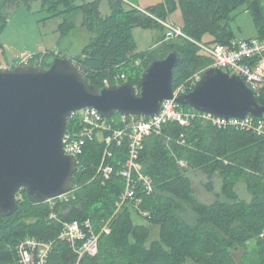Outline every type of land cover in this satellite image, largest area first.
<instances>
[{"label": "trees", "instance_id": "trees-1", "mask_svg": "<svg viewBox=\"0 0 264 264\" xmlns=\"http://www.w3.org/2000/svg\"><path fill=\"white\" fill-rule=\"evenodd\" d=\"M30 1L0 0V34L9 9ZM40 2L53 16L82 12V26L91 37L72 59L87 82L98 89L104 87V80L110 85L123 83L115 80L120 74L139 89L143 70L153 60L176 51L182 62L172 72L175 90L211 65L210 58L195 43L226 45L235 39L230 22L241 7L250 14L257 38H264V0H162L144 11L126 7L123 0H107L110 14L106 17L100 14L98 0L80 5L75 0ZM177 8L182 13L181 30L186 38H163L153 58L154 51L137 52L132 30H163L157 20L167 21ZM62 26L63 30L75 28L74 23L66 21ZM256 100L264 106V90ZM184 109L191 110L188 106ZM261 120L264 122V117ZM181 135L184 145L179 141ZM103 149L98 142L86 146L74 174L76 191L67 201L55 202L51 207L49 203H31L24 190L16 195V212L10 217L0 215V264H19L17 247L26 238L54 242L48 264H74L77 255L67 243L57 240L61 226L49 220L51 214L63 222L89 220L94 231L102 220L111 219V233L100 238L97 255L84 257L80 264H264L262 137L232 128L219 130L200 120L193 121L188 128L167 124L161 136L144 141L140 153L139 163L151 179L153 192L138 194V209L134 208V201H129L117 212L124 181L115 175L103 180L102 172L96 176ZM113 156L110 161L116 166L126 158V147L114 148ZM181 161L185 167L180 165ZM196 172L205 178L210 193L215 189V179L220 181L219 192L211 203L195 196L191 174ZM239 182L250 195L249 201L239 198L235 190ZM150 227H157L159 236L148 244ZM249 242L251 247L247 246ZM238 251L241 254L237 259L234 254Z\"/></svg>", "mask_w": 264, "mask_h": 264}, {"label": "water", "instance_id": "water-1", "mask_svg": "<svg viewBox=\"0 0 264 264\" xmlns=\"http://www.w3.org/2000/svg\"><path fill=\"white\" fill-rule=\"evenodd\" d=\"M182 56L169 52L141 73L136 92L128 82L96 88L67 58H52L48 68L32 65L0 70V215L17 210L16 195L25 191L33 204L68 194L78 164L63 152L70 114L84 108L110 119L154 117L173 98L172 72ZM176 102L223 119L264 117V106L244 81L220 69L202 73L191 92Z\"/></svg>", "mask_w": 264, "mask_h": 264}, {"label": "built area", "instance_id": "built-area-1", "mask_svg": "<svg viewBox=\"0 0 264 264\" xmlns=\"http://www.w3.org/2000/svg\"><path fill=\"white\" fill-rule=\"evenodd\" d=\"M157 21L166 29L164 41L186 38L180 27L159 19ZM195 44L204 55L210 58L211 65L208 69H220L230 75L240 77L254 93L255 98L264 90V38L233 39L226 45ZM50 58H63V56L24 53L18 59H14L8 67L0 63V70L27 65L42 67L45 59ZM203 72L195 73L184 84L173 90V98L162 102L160 112L154 117L120 115L114 117L113 115L112 118L106 119L92 108H84L70 114L62 139L63 152L76 159L79 169L78 159L84 154L86 146L93 142L103 145L104 149L96 176L102 172L103 180H108L112 175H115L124 181V190L116 205V212L125 202L129 201H134V208L138 209L141 202L138 194L149 195L153 192L151 179L142 172L139 163L140 153L144 148V141L151 136H161L163 127L169 123H176L182 128H188L193 121L200 120L219 130L232 128L241 132H252L264 139V122L261 119L251 116L244 119H223L193 109L187 111L184 106L176 102L178 97L193 90ZM115 80L127 82L124 74L117 75ZM103 84L104 87L111 86L107 80H104ZM135 91L137 92L138 89ZM179 141L181 145L185 144L183 135L180 136ZM124 146L126 147V158L113 166L110 160L114 158V148L121 149ZM180 165L185 167L186 164L181 161ZM75 191L74 185L68 194L51 199L46 203L51 204L56 200L67 201ZM140 214L147 215L145 212H140ZM49 220L60 224L61 231L57 240L67 243L77 255L74 264H80L84 257L96 256L100 238L111 233V219L102 220L97 231L93 230V225L89 220L63 222L55 214H51ZM262 236H264V232ZM53 245L54 242L47 243L35 238H26L17 247L19 264H48Z\"/></svg>", "mask_w": 264, "mask_h": 264}, {"label": "rangeland", "instance_id": "rangeland-1", "mask_svg": "<svg viewBox=\"0 0 264 264\" xmlns=\"http://www.w3.org/2000/svg\"><path fill=\"white\" fill-rule=\"evenodd\" d=\"M84 1L87 3L95 0H75V4H81ZM99 1V10L102 14H108L106 0ZM161 1L126 0L125 2L127 3L125 5L129 7V3L138 8L147 9L157 6ZM64 18L67 22L74 21L75 28L68 30L65 27L64 29H67L68 32L63 30L62 24L65 23ZM166 22L182 28L184 20L180 9L174 10ZM82 24L83 14L81 12H75L66 17L53 16L48 7L43 6L40 0H32L28 4H19L9 9L6 26L0 34V44L6 48V50L4 48L0 51V63L8 67L14 61L13 59H18L24 53L30 55L58 54L63 56V58L73 60L72 58L81 53L91 37ZM230 25L234 36L246 37L254 34V23L250 14L245 11V7H241L233 13ZM132 31L138 49L146 51L153 46L151 51H154V54L151 56L152 58L155 57L159 45H156V43L162 36V31L142 28H135ZM191 178L196 198L204 203H211L214 200V194L219 192L220 181L218 178L215 179L213 193L207 191L205 178L201 174L196 172L195 174H191ZM235 190L241 200H250V195L246 192L241 182L236 185ZM55 202L61 201H54L50 206L54 207ZM150 231L148 244L157 240L159 236V229L157 227H150ZM251 245H253L251 242L247 243L248 247H251ZM240 254L239 251L235 252V258L238 259ZM250 261L253 262L252 259Z\"/></svg>", "mask_w": 264, "mask_h": 264}, {"label": "crops", "instance_id": "crops-1", "mask_svg": "<svg viewBox=\"0 0 264 264\" xmlns=\"http://www.w3.org/2000/svg\"><path fill=\"white\" fill-rule=\"evenodd\" d=\"M96 1V0H95ZM99 1V0H98ZM124 2L126 1V0H123ZM92 2H94V1H92ZM100 2V1H99ZM162 2V1H161ZM83 3H85V1L83 2ZM88 3V2H87ZM106 3H107V0H106ZM127 2H125V4H126ZM82 4V3H81ZM77 5H80V4H77ZM107 6H108V4H107ZM128 6L129 7H135V8H137V9H139V10H142V11H144L145 9H142V8H138L137 6H133V5H131V4H129L128 3ZM100 11V10H99ZM78 12H81V11H78ZM77 13V12H76ZM82 13V12H81ZM100 14L103 16V17H106V16H108V14H110V11H109V7H108V14H102V12L100 11ZM70 14H68L67 16H69ZM64 20L66 21V19L64 18ZM67 22V21H66ZM67 23H69L70 25L72 24V23H74V21H72V22H67ZM164 28V27H163ZM135 29V28H134ZM159 31H162V36L159 38V40L157 41V43H156V45L157 44H159L162 40H163V38H164V36H165V32H166V29L164 28L163 30H161V29H158ZM132 33H133V31H132ZM133 37H134V35H133ZM235 37V39H239V40H249V39H254V38H257V31L256 30H254V34L253 35H251V36H246V37H239V36H234ZM134 39H135V37H134ZM136 42V41H135ZM136 46H137V44H136ZM155 47V46H154ZM5 48V46H3V49ZM153 48V46H151L150 47V49H148V50H146V51H149V50H151ZM5 50H6V48H5ZM137 52H145V51H141V50H139L138 49V47H137ZM13 58H15V57H13ZM14 60V59H13Z\"/></svg>", "mask_w": 264, "mask_h": 264}, {"label": "flooded vegetation", "instance_id": "flooded-vegetation-1", "mask_svg": "<svg viewBox=\"0 0 264 264\" xmlns=\"http://www.w3.org/2000/svg\"><path fill=\"white\" fill-rule=\"evenodd\" d=\"M49 60H50V59H47V60L43 63L42 68H48L47 64H48V61H49Z\"/></svg>", "mask_w": 264, "mask_h": 264}]
</instances>
